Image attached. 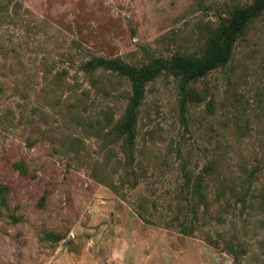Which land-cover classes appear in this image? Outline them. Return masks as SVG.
Returning <instances> with one entry per match:
<instances>
[{
  "label": "rangeland",
  "instance_id": "1",
  "mask_svg": "<svg viewBox=\"0 0 264 264\" xmlns=\"http://www.w3.org/2000/svg\"><path fill=\"white\" fill-rule=\"evenodd\" d=\"M251 1L0 0V264H264V11L184 101L170 75L147 83L134 187L119 141L103 137V112L122 114L129 83L90 87L77 69L90 56L196 54L219 17ZM206 163L209 195L216 186L228 201L221 223L191 235L159 225L182 217L183 177Z\"/></svg>",
  "mask_w": 264,
  "mask_h": 264
},
{
  "label": "trees",
  "instance_id": "2",
  "mask_svg": "<svg viewBox=\"0 0 264 264\" xmlns=\"http://www.w3.org/2000/svg\"><path fill=\"white\" fill-rule=\"evenodd\" d=\"M263 11L264 0H252L241 6H233L225 17H219L215 26L210 28L200 51L196 54L176 52L168 57H152L140 64H129L119 57L90 56L79 63L77 69L86 77L90 87L95 88L101 85L102 78L109 79L112 76L124 78L129 83V92L122 114L117 119H113L109 108L103 112L106 127L103 137L119 141L122 158L117 159L116 162L125 173L122 179H130L128 183L130 187L137 184L139 177L136 171L138 162L134 155L136 123L138 108L147 83L160 74L170 75L176 80L181 101H184L191 94L189 84L204 76L208 71L223 66L231 56L236 37ZM101 91L106 94V87ZM87 94L88 89L86 88L78 92L75 90L70 92L75 101L78 99L82 101ZM70 106L72 108L73 104ZM96 169L93 168L92 177L104 183L96 175ZM212 171V163H206L196 174L192 176L185 174L182 182V197L185 195L184 211L186 213L183 212L179 220L176 215H173L167 220L160 219L161 221L157 223L164 227H175L184 235L193 234L194 231L199 230L206 223H211L212 220L216 224L221 223L223 220L221 210L223 206H228V201L216 186H213V195H209L208 182L214 180ZM237 201L243 203V196L237 195ZM137 213L143 220L152 221L145 218L141 212ZM205 239L209 244L217 243L210 236H206ZM244 252V248L240 247L238 253L243 254Z\"/></svg>",
  "mask_w": 264,
  "mask_h": 264
}]
</instances>
